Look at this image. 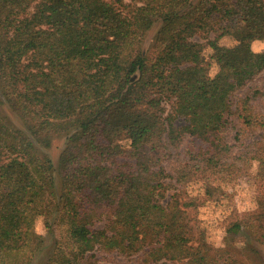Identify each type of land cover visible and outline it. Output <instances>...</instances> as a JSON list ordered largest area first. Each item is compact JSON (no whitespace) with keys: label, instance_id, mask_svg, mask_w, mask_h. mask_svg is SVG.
Returning a JSON list of instances; mask_svg holds the SVG:
<instances>
[{"label":"trees","instance_id":"obj_1","mask_svg":"<svg viewBox=\"0 0 264 264\" xmlns=\"http://www.w3.org/2000/svg\"><path fill=\"white\" fill-rule=\"evenodd\" d=\"M157 20L162 49L148 62L141 44ZM224 37L242 43L222 46ZM256 40L264 0H0V264L33 262L46 244L40 220L56 234L46 264H97L98 253L126 264H258L256 250L214 246L196 232L180 194L163 203L181 155L174 137L198 169L235 159L237 93L264 99V85L252 88L264 73V52L249 46ZM3 103L27 131L4 119ZM260 129L256 159L264 119ZM54 134L68 135L59 195L39 149ZM226 233L264 243V209Z\"/></svg>","mask_w":264,"mask_h":264},{"label":"rangeland","instance_id":"obj_2","mask_svg":"<svg viewBox=\"0 0 264 264\" xmlns=\"http://www.w3.org/2000/svg\"><path fill=\"white\" fill-rule=\"evenodd\" d=\"M129 2V0H125ZM199 0H190V5H195ZM187 7L185 10H187ZM162 22L157 20L147 31L142 40V51L148 62L153 61L162 49V43L156 37ZM206 43L204 37L197 39ZM242 43L234 37H224L220 40L222 46L234 47ZM251 49L259 48L257 53L264 52V40H256L249 43ZM204 57L210 63L212 75L219 71L212 55V49L206 44ZM264 85V73L255 79L252 88ZM246 91V90H245ZM239 99V111L242 114L239 122V130L229 134L230 142L234 146V160L213 171L201 170L193 167L184 156L185 143L172 142L177 146L180 156H175L169 164V169L175 176V189L170 191L164 204H167L175 194H180L184 200L190 203L188 212L193 228L198 233H203L214 246H227L234 250H242L249 247L257 251L258 257L264 264V243L250 238L247 233L228 234L226 228L245 214L253 212L260 206L264 209V158L256 159L255 151L258 146L255 143L261 139L263 130L260 122L264 119V99L259 97L251 102L246 98V92L237 93ZM4 119L14 128L27 131L24 121L9 107L7 103L1 106ZM238 130V131H237ZM49 147H40L43 154L51 158L55 168V180L57 195L61 190V178L58 174V161L60 154L66 147L68 135L54 134L51 136ZM37 231L46 237L45 248L34 258L31 264H46L52 253L55 235L53 236L40 220L37 223ZM97 264H126L123 259L115 255L103 256L97 254ZM258 264L260 260L257 258ZM83 264V262H76ZM128 264H132L129 262ZM165 264H176L167 262Z\"/></svg>","mask_w":264,"mask_h":264},{"label":"clouds","instance_id":"obj_3","mask_svg":"<svg viewBox=\"0 0 264 264\" xmlns=\"http://www.w3.org/2000/svg\"><path fill=\"white\" fill-rule=\"evenodd\" d=\"M252 51L253 52H258V51H260V49L259 48H256V47H253Z\"/></svg>","mask_w":264,"mask_h":264}]
</instances>
